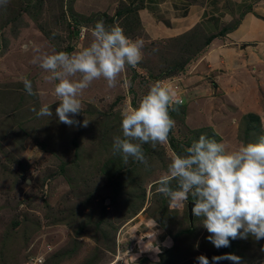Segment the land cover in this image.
Segmentation results:
<instances>
[{"label": "rangeland", "instance_id": "rangeland-1", "mask_svg": "<svg viewBox=\"0 0 264 264\" xmlns=\"http://www.w3.org/2000/svg\"><path fill=\"white\" fill-rule=\"evenodd\" d=\"M253 1L218 0L219 8L226 7L219 12L221 28L234 24L235 7ZM135 13L133 3L119 0H9L0 7V264H198L199 255L209 264H234L212 261L225 254L240 257L241 264H264V239H230L228 247L216 248L207 240L203 218L188 221L191 195L174 206L178 202L156 191L173 153L184 154L202 134L227 151L257 142L264 134V99L244 107L247 112L236 110L233 129L222 131L221 142L211 129L185 128L177 117L171 144L168 138L142 145L147 168L113 154V138L122 135L121 111L136 106L156 80L180 74L204 40L200 31L196 37L149 39ZM99 20L140 41L143 59L126 69L115 88L93 81L78 97L82 111L73 117L89 121L87 127L68 126L55 115L58 102L48 74L32 60L87 47ZM21 76L44 94L27 95ZM44 104H51V118L30 110ZM157 245L159 252L152 250Z\"/></svg>", "mask_w": 264, "mask_h": 264}, {"label": "clouds", "instance_id": "clouds-1", "mask_svg": "<svg viewBox=\"0 0 264 264\" xmlns=\"http://www.w3.org/2000/svg\"><path fill=\"white\" fill-rule=\"evenodd\" d=\"M8 3L9 0H0V7ZM90 32L92 39L87 47L73 53L40 54L32 60L48 74L45 79L53 85V102H58L55 115L68 126L87 127L89 121L79 122L73 117L82 111L78 97L93 81L103 79L109 89L115 88L126 69L135 68L143 59L142 43L126 36L122 27H105L99 20ZM20 80L27 95L44 94L35 91L26 77L21 76ZM175 103L182 104L173 101L168 88L153 83L136 106L121 111L122 135L113 138V154H119L125 164L131 158L147 168L142 145L167 142L175 127L169 114L170 109L176 110ZM51 104L30 110L37 117L51 118ZM172 181L176 182L175 188ZM156 191L170 202H178L174 206L183 205L191 195V215L203 218L202 226L209 233L207 240L216 248L228 247L230 239H264V134L257 142L241 144L236 151H227L223 143L200 135L184 154L173 153L167 174L157 181ZM156 226L154 220L153 229ZM156 235L153 231L152 238ZM152 250L159 252L158 247ZM222 259L241 264L240 257L232 254L212 257L213 262ZM196 260L198 264H209L204 255Z\"/></svg>", "mask_w": 264, "mask_h": 264}, {"label": "crops", "instance_id": "crops-1", "mask_svg": "<svg viewBox=\"0 0 264 264\" xmlns=\"http://www.w3.org/2000/svg\"><path fill=\"white\" fill-rule=\"evenodd\" d=\"M245 5L235 7L236 25L222 33L219 12L226 7L219 8L218 0H142L136 10L149 39L178 38L195 28L203 36L212 35L180 70L176 86L184 102L173 120L180 118L185 128H209L220 142L222 131L233 129L236 110L255 107L264 99V0Z\"/></svg>", "mask_w": 264, "mask_h": 264}, {"label": "trees", "instance_id": "trees-1", "mask_svg": "<svg viewBox=\"0 0 264 264\" xmlns=\"http://www.w3.org/2000/svg\"><path fill=\"white\" fill-rule=\"evenodd\" d=\"M132 3H133V5H134V8H136V10L142 6V0H136V1H133ZM125 5H129V4H125ZM248 5H249V4H248ZM248 5L246 6L247 8L249 7ZM125 9H129V6L125 7ZM135 17L138 18L136 13H135ZM235 25H236V21H234V24H232L230 27L228 26V27L222 28V30H221L220 32H221V33H222V32H226L227 30L231 29V28L234 27ZM198 27H199V26H198ZM71 28H72V27H71ZM72 29H74V28H72ZM197 31H200V30H199L198 28H195V29L191 30L190 32H188L187 35L191 34V36L193 35L194 37H196V34H195V33H196ZM192 32H193V34H192ZM73 33L75 34V31H74ZM200 33L202 34V32H200ZM189 36H190V35H189ZM205 36H206V35H205ZM205 36H203V37H204V40H203L201 46L199 47L200 49L208 43V41H209L210 38H212V35H209V36H206V37H205ZM199 48H198V49H199ZM177 69H178V68H177ZM177 69H176V70H177ZM180 69L182 70L183 68L180 67ZM170 72H171V71H170ZM173 107H174L175 109H178V108L180 107V104L175 103V104L173 105ZM170 110H171V109H170ZM174 114H176V110H175V111H172V115H171L172 119H173ZM248 133H250V131H248ZM169 141H170V144H171V142H173V140L170 139V134H169ZM190 199L192 200L193 198L191 197ZM187 231H188V232L191 231V228L189 227V228L187 229ZM230 249H231V248H230ZM230 249H229V250H230Z\"/></svg>", "mask_w": 264, "mask_h": 264}, {"label": "built area", "instance_id": "built-area-1", "mask_svg": "<svg viewBox=\"0 0 264 264\" xmlns=\"http://www.w3.org/2000/svg\"><path fill=\"white\" fill-rule=\"evenodd\" d=\"M83 33V31L81 30L79 32V36ZM181 78L179 75H172V76H165L162 77L159 80H156V82L160 83L163 87H166L169 89L170 94L173 97V101H179L182 102V97L179 96V90L177 88V83L180 82ZM179 93V94H178ZM156 247L160 248V245H157Z\"/></svg>", "mask_w": 264, "mask_h": 264}, {"label": "water", "instance_id": "water-1", "mask_svg": "<svg viewBox=\"0 0 264 264\" xmlns=\"http://www.w3.org/2000/svg\"><path fill=\"white\" fill-rule=\"evenodd\" d=\"M25 182L28 183L29 179H26ZM192 205H193V201H188L187 202V217H188V221L190 222V224H191V221H192V218H193V216L191 215V207H192Z\"/></svg>", "mask_w": 264, "mask_h": 264}, {"label": "bare ground", "instance_id": "bare-ground-1", "mask_svg": "<svg viewBox=\"0 0 264 264\" xmlns=\"http://www.w3.org/2000/svg\"><path fill=\"white\" fill-rule=\"evenodd\" d=\"M12 118V117H11Z\"/></svg>", "mask_w": 264, "mask_h": 264}]
</instances>
